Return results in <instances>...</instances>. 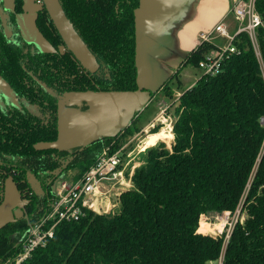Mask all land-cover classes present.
<instances>
[{
    "label": "trees",
    "instance_id": "1",
    "mask_svg": "<svg viewBox=\"0 0 264 264\" xmlns=\"http://www.w3.org/2000/svg\"><path fill=\"white\" fill-rule=\"evenodd\" d=\"M61 1L104 69L99 75L79 73L75 59L64 52L66 92L137 90L135 13L141 0ZM20 3L14 0V6ZM255 7L264 23V0H256ZM36 23L55 45L61 43L43 6ZM257 39L262 62L249 34L240 32L234 43L241 52L227 59L219 73L202 74L178 96L171 146L162 140L147 148L132 175L133 186L121 192L115 209L97 212L83 206L79 219L59 222L45 245L20 264H264V24L257 28ZM216 47L211 41L199 43L180 66L198 67L204 53ZM178 70L162 85L168 97L174 96L170 81ZM59 77L60 70L53 80L59 83ZM73 107L89 110L90 104L80 100ZM53 117L48 132L30 131L27 124L16 134L0 129V150L20 157L44 189L42 195L32 192L27 171L14 172L27 199L26 216L0 226V264L14 262L30 227L53 211L58 199L53 184L60 175L76 169L75 181L81 179L105 147L115 152L141 129L133 118L114 135L61 149L53 144L59 133L57 114ZM41 141L53 145L41 146ZM237 210L240 217L229 233L199 230L200 223L206 228L203 215ZM52 223L48 220L45 228Z\"/></svg>",
    "mask_w": 264,
    "mask_h": 264
},
{
    "label": "crops",
    "instance_id": "2",
    "mask_svg": "<svg viewBox=\"0 0 264 264\" xmlns=\"http://www.w3.org/2000/svg\"><path fill=\"white\" fill-rule=\"evenodd\" d=\"M196 1L141 0L138 11L136 58L139 82L144 91L123 95L93 91L76 94L90 100L93 103V109L89 112H80L66 107L60 108L59 141L61 147L87 142L106 134H114L131 124L133 118L138 120L137 124L141 128L140 131L148 133L144 144L147 148L155 144L161 137L170 139L173 136L172 128L171 131L168 130L169 133L165 131L152 133L150 131L159 119L155 108L159 103L158 99L161 97L162 85L179 69L183 56L186 57L199 44V36L203 31L212 30L218 24H225L229 29V25L226 23L227 10L230 9L232 12V6L236 2V0L214 1L215 6H218V9L214 10V20L211 24L204 22L199 24H204V26L195 32L192 49L187 53L183 47L185 42L179 38L178 31L186 26H195L196 20H199L195 17L194 12L199 4V2L196 4ZM6 7L10 8L11 5ZM36 9L37 6L33 0H25V12L19 16L22 31L29 41L35 42L42 49H50L49 43L44 40L37 29L35 23ZM197 39L198 43H196ZM216 39L218 42L220 41L219 43L224 40L221 36ZM148 89L151 90V93L145 91ZM181 93L179 92L176 98ZM137 108L139 110L135 112ZM163 116L164 119H167V116L171 115ZM161 125V128L166 127L163 122ZM168 134L171 136L166 137L165 135ZM154 137L156 138L154 139ZM132 186L133 182L128 176L122 175L117 179H104L98 184L96 190L90 195H85L84 199L92 201V209L98 212H107L114 203L117 204L121 192ZM18 206H21V200L6 206L0 205V226L14 218V209Z\"/></svg>",
    "mask_w": 264,
    "mask_h": 264
},
{
    "label": "flooded vegetation",
    "instance_id": "3",
    "mask_svg": "<svg viewBox=\"0 0 264 264\" xmlns=\"http://www.w3.org/2000/svg\"><path fill=\"white\" fill-rule=\"evenodd\" d=\"M33 3L37 6L35 16L36 23L37 10L43 6V0H33ZM23 12H25V0H21L19 5H13V7L10 8H7L3 1H0V129L10 130L12 134H16L20 130L21 124H27L29 125L28 130L30 131L35 129V127H39V129L43 128L48 132L56 121L53 117L55 114H57L60 125V108H62V106H60L59 97L63 96L65 93H77L66 92V83L64 84V82L68 77L66 73L67 59H63V53L69 52L72 58L75 59L79 73L89 72L90 74L99 75L104 69L94 53L99 63V68L94 72H90L83 67L80 60L66 46L62 35L56 28L48 11V23L54 25L62 40L61 43L55 45L48 36L41 33L37 23V29L44 40L49 43L50 49H41L35 42L26 39L19 19L20 14ZM1 14H6L5 23ZM58 70H60L59 83L53 80L55 75L58 74ZM52 100H54L56 104L55 110L52 108ZM8 125L11 126L9 127ZM45 155L46 157L50 156V154ZM23 168L26 170V167L20 164V157H17L14 153L0 150V190H3L0 194V205L5 199L4 187L6 179L11 178L21 197V206L16 207L14 210L16 211L20 208L24 212L21 217L17 218L14 211V218L9 221L26 216L24 205L27 199L17 188L13 178L14 172L16 170H22ZM26 171L28 177V174H31V172H28V170ZM61 176L62 175H60L53 184L56 190L57 182ZM29 187L31 188L30 184ZM31 190L35 192L32 188ZM42 190L40 195L44 194L43 185Z\"/></svg>",
    "mask_w": 264,
    "mask_h": 264
},
{
    "label": "built area",
    "instance_id": "4",
    "mask_svg": "<svg viewBox=\"0 0 264 264\" xmlns=\"http://www.w3.org/2000/svg\"><path fill=\"white\" fill-rule=\"evenodd\" d=\"M256 0H238L232 6V13L236 20V29L230 33L225 24H218L212 30L203 31L200 42L211 41L217 44L216 48L206 51L199 62L203 74L214 75L219 73L233 54H239L241 50L235 45L234 39L240 32H247L251 38L257 55L261 59L259 43L257 39V28L263 25V19L255 7ZM42 4V2H41ZM218 36L227 40V43H219ZM262 62V60H261ZM264 121V119H263ZM123 147L115 152H110L109 146L103 149L102 154L86 174L77 181L63 180L57 188L58 199L54 203L53 211L43 222L32 225L26 241L23 244V251L14 262L4 264H20L38 246L45 245L48 238L54 235V227L61 221L76 220L83 214V206L92 208V201L84 199L85 195L92 194L98 184L104 179H117L123 175ZM48 220H53L50 227L45 228Z\"/></svg>",
    "mask_w": 264,
    "mask_h": 264
},
{
    "label": "rangeland",
    "instance_id": "5",
    "mask_svg": "<svg viewBox=\"0 0 264 264\" xmlns=\"http://www.w3.org/2000/svg\"><path fill=\"white\" fill-rule=\"evenodd\" d=\"M211 1L212 0H197L195 3L197 4L199 2V4L196 7L194 12L196 15L195 17H197L199 20H196L197 22H196L195 26H193V25L186 26V27H184L178 31L179 38L185 42L183 47H184V50L186 49L187 53L192 49V44L195 41V38H194L195 32L202 29L201 27L204 26V24L203 25L202 24L199 25V24L201 22L211 24L212 21L214 20V18H213L214 10H217L218 6H215V3H214L215 0H213V2H211ZM236 1H238V0H236ZM7 3H8V1H7ZM227 12H228V16H227L226 23L229 25L230 33H233L236 29V26H234L236 24V20L234 18L233 13L230 11V9H229V11L227 10ZM232 16H233V18H232ZM199 41H200V39H199ZM224 42L227 43V40L224 39L223 41H221V43H224ZM196 43H198V39H197ZM259 57H260V54H259ZM184 58L185 57L183 56V59ZM261 60H262V57H261ZM182 61H181V63H182ZM181 63H180V65H181ZM181 67H183V66L179 67V70L177 72V76H175L170 81V86L175 89L173 91L174 96L168 97L163 89H161V91H160L161 97L158 99L159 103H157L156 108H155L156 112L158 113L159 119L152 126V128L154 126L161 125V122H163L164 126L166 124V127L161 128V126H162L161 125L158 131H165L167 133H169L168 130L171 131L173 121L175 119L174 110H175V106H176L177 99H178V98H176L178 93L183 92L184 90L188 89L190 87V85L192 83H194L196 80H198V78L203 74V72L200 68H198L192 64L185 65L183 67V70L180 69ZM263 70H264V65H263ZM163 115H165V116L171 115V116H167V119H164ZM132 135L133 136H131V137H129V139L125 140L122 143V145L120 146V148L123 147V152H124V155H123V159H124L123 176H128L130 178H132V175H133L135 169L137 167H139L144 162V159H145V156L147 153V147H145L144 144L146 142V138L148 137V133L137 131V132L133 133ZM172 135L173 136L170 137V139L161 137L155 144H157L159 141L164 140L168 146H171L172 140L174 138L173 132H172ZM168 136H171V134H168ZM156 137H154V139ZM50 144L51 143L47 142V141H43V142L39 143V145H41V146L50 145ZM155 144H152V145H155ZM76 173H77L76 169H71V170L64 172L62 174V176L60 177L59 181L57 182V188L60 186V183L63 180L74 181ZM126 173H128V174H126ZM4 192H5V199L2 203L3 206H6V205L12 204V203H16V202H20L21 197H20V195H19V193L15 187V184L11 178L6 179ZM117 206H118V202H117V204L114 203L110 207V210L115 209ZM239 217H240L239 210H237L234 214H229L228 212H221V213L220 212H210L209 214H205L202 216L201 221L206 223V225H205L206 228H204L200 223L199 230L202 232H209L212 234L221 233L224 230H226V232L229 233ZM214 263L220 264V261L214 262Z\"/></svg>",
    "mask_w": 264,
    "mask_h": 264
},
{
    "label": "water",
    "instance_id": "6",
    "mask_svg": "<svg viewBox=\"0 0 264 264\" xmlns=\"http://www.w3.org/2000/svg\"><path fill=\"white\" fill-rule=\"evenodd\" d=\"M2 1L5 4V6L11 5V7H13V5H14V0H2ZM7 1H8V3H7ZM140 5H141V2H140ZM140 5H139V7H140ZM43 6L47 9V11H48L51 19L53 20L56 28L58 29V31L62 35L64 42H65L66 46L68 47V49H70L75 54V56L80 60L81 64L83 65V67L85 69L89 70L90 72L96 71L99 68V63H98L95 55L93 54V52L90 50V48L88 47L86 42L83 40L81 35L78 33V31L74 27L73 22L69 19V17L65 13V10L63 8L61 1L60 0H43ZM139 7L137 8L136 13H135V15H136V18H135V21H136V38H137V31H138L137 23H138ZM1 17L5 23L6 14H1ZM139 23H140V21H139ZM136 55H137V40H136ZM136 65H137V83H138L139 88L137 90H130V91H109V92L116 94V95H123V94H127V93L144 91V88L142 87V85L139 82L137 58H136ZM145 91H148L149 93H151L150 92L151 90H149V89L145 90ZM83 92H88V91H83ZM93 92H96V91H93ZM79 93H82V92L65 93V94H63V96H60L59 97L60 98L59 99L60 106L66 107L68 109L80 111V112L91 111L93 109V103L88 99H85V98H82L81 96L76 95ZM98 93H102V92L98 91ZM80 100H84V101L88 102L90 104V109L89 110L75 109L73 106L79 105ZM98 106L100 107L99 102H98ZM138 110H139V108H137L135 110V112ZM60 128H61V124L59 125V131H60ZM116 133L117 132H115L114 134H116ZM114 134H106L103 136H109V135H114ZM59 137H60V135L58 134L57 141L53 144L56 145L58 148H61V149H69V148H72L75 146H85L87 144H90L95 139L100 138L102 136L90 139L87 142L76 143V144H73V145L68 146V147H61ZM27 179H28V182H29L31 188L36 193L40 194L43 191L41 182L33 173L28 174ZM23 213H24L23 210L19 208L18 210L15 211V216L17 218L21 217L23 215Z\"/></svg>",
    "mask_w": 264,
    "mask_h": 264
}]
</instances>
